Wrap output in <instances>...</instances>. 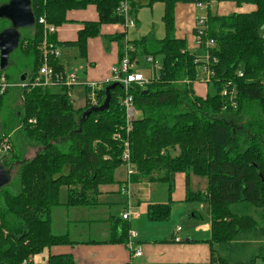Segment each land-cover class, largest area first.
<instances>
[{
	"label": "trees",
	"instance_id": "obj_1",
	"mask_svg": "<svg viewBox=\"0 0 264 264\" xmlns=\"http://www.w3.org/2000/svg\"><path fill=\"white\" fill-rule=\"evenodd\" d=\"M31 1L36 25L31 36L21 37L18 47L27 61V70L13 82L0 70V78L3 76L11 85L3 92L0 90V108L11 89L18 88L22 111L11 133H21L41 151L32 160L16 162L14 155L8 157L15 152L8 136L0 138L7 139L13 150L0 158L4 168L10 172L15 162L20 164L16 191L0 190V264H34L32 258L45 249L74 244L67 234H54L53 215L62 206L99 205L100 188L116 184V171L127 165L122 159L123 143L114 139L119 134L129 142L130 163L135 170L133 183L167 186L168 202L147 204L150 222L169 220L175 175L184 173L186 201L210 205V264L264 261L259 253L246 262L230 261L214 249V245H220L230 253L243 237H255L261 230L253 216L245 211L233 212V208L264 211V0H243L256 7L250 13L228 16L208 13L204 40L215 42L209 52L216 63H210L214 75L204 86V96L197 95L194 86L202 78L205 62L188 49L186 40L175 37V11L180 4L209 5L212 0H147L146 5L129 0L135 20L139 8L158 2L165 5L164 38L150 35L130 43L131 61L137 68L153 72L149 84L131 88L135 110L141 116H136L130 131L121 105L124 87L111 91L107 112H93L84 118V112L92 107L89 87L85 107L75 109L68 97L69 88L63 82L54 88L35 85L46 50L41 18L58 28L70 22V12L94 7L98 20L84 23L73 43L81 57H85L89 40L102 36L103 27L124 25V18L118 13L123 0ZM7 28L9 24L0 27V32ZM197 33L194 29L195 37ZM47 36L48 41L56 44L55 34ZM107 41L122 44L121 60L126 51L124 36H113ZM202 51L205 53L203 48ZM149 57L160 62V71L152 69L147 62ZM49 58L48 65L56 74L67 73L58 59ZM239 71L243 77L238 76ZM23 75H27L25 82L21 81ZM108 84L96 90L98 106L106 98L104 87ZM225 89L236 92V109L222 95ZM252 105L259 110H250ZM191 175L207 178L208 189L204 194L191 191ZM63 187L68 189L66 203L60 202ZM121 228L113 233L110 243H127L129 230ZM48 264H75V261L71 255L50 256Z\"/></svg>",
	"mask_w": 264,
	"mask_h": 264
},
{
	"label": "crops",
	"instance_id": "obj_2",
	"mask_svg": "<svg viewBox=\"0 0 264 264\" xmlns=\"http://www.w3.org/2000/svg\"><path fill=\"white\" fill-rule=\"evenodd\" d=\"M137 1L143 5L147 4V0ZM255 9L256 7L253 4L246 3L243 0H212L206 10H200L196 4H180L175 11V37L186 40L188 49L194 53L195 50H198L194 34L198 17L208 15L209 12L219 16H228L234 13H250L255 11ZM69 19L70 22L68 24L58 27L54 33L60 53L58 63L64 68L65 72L75 73L78 78L77 85H80V83L86 84V90L91 84H94L96 88L97 85L102 87L104 83H108L110 80L112 68L119 62L120 53L122 52V44L107 40L113 36L123 35V46L126 49L130 47V41L127 40L128 30L124 25L103 27L102 38L98 37L89 40L86 56L81 57L79 49L73 43L78 40V34L84 29V23L97 21L98 14L94 7H89L86 10L70 12ZM107 50L109 51L107 52ZM83 62L94 64L95 68L82 71V67L78 68L77 66L83 64ZM95 65H102V70L97 72ZM81 72L85 73V77L80 76ZM126 179L117 182L119 184L117 190H113V187L102 186L100 188L101 194L98 198L99 205L96 207H60L59 220H61L60 224L63 231L69 236L70 232H73L74 235H82V237L74 238L70 236L71 241L74 242L73 245L45 249L43 253L32 258L34 264H48L50 256L61 255L73 256L75 264H210L212 255V245L209 242L211 232L208 234V238L205 237L206 235L198 238L193 237L192 231L187 233L188 230L185 231L181 227H179L181 230L178 231V222L174 219L171 221V227L167 233L161 236L156 234L153 236L148 232L152 230L159 231V229L151 225V223L156 222H150L147 219V204L149 202H168L167 186L146 182L134 184L132 204L133 208L138 212V218L136 220L134 218L131 221L122 219L127 199L120 194L119 190ZM192 184L193 179L190 176V189L193 192ZM144 185L148 189L144 195H141L143 199H140V193ZM187 191L186 174H176L174 190L171 196L172 207L174 204H184L186 207L183 208L182 213L185 214H188V211L192 209L189 206V202L186 201ZM197 211L199 213L202 212L199 208ZM55 213L53 220L57 218ZM199 213L195 214L192 212V217L201 218ZM121 227L137 232L136 248L142 249L143 255L141 257L134 256L125 243H110L113 233L117 229L120 232ZM146 231L148 235L145 234ZM91 235L100 237L87 238L91 237ZM175 236L179 237V243L175 242ZM197 239L199 242H197ZM216 252L220 254L219 251L216 250ZM220 255L222 256V254ZM258 262L264 261L259 259L256 264Z\"/></svg>",
	"mask_w": 264,
	"mask_h": 264
},
{
	"label": "rangeland",
	"instance_id": "obj_3",
	"mask_svg": "<svg viewBox=\"0 0 264 264\" xmlns=\"http://www.w3.org/2000/svg\"><path fill=\"white\" fill-rule=\"evenodd\" d=\"M8 2V0H0V5H4ZM165 14V5L163 3H155L152 7L144 6L139 8L137 12V20H136V26L134 28H129L127 40L130 41V43L140 40L142 38L148 37V36H155L156 38H164L165 31H164V23H163V17ZM7 23L10 25V23L7 21ZM5 22V20L0 19V27L8 26ZM32 35V29H22L21 30V37H29ZM101 37V36H100ZM102 38V37H101ZM109 50H107L108 52ZM197 55L202 56L204 52L202 50H195ZM27 61L24 59L20 49H16L9 58V65L7 68L2 70L3 76H7L11 82L16 81L24 71L27 70ZM94 64H89L88 62H83V64H80L79 67H82V71H88L89 69L95 68L93 66ZM96 66V65H95ZM102 65H97L96 70L101 71ZM139 72H141L147 79L152 77V71L148 69H142L137 68ZM82 74L80 76L85 77V73L81 72ZM97 85V84H96ZM101 85H97V90L100 89ZM195 91L197 95L204 96L205 95V87L201 85L200 83L196 84L194 86ZM18 88L11 89V91L4 97L2 106L0 108V138H2L4 135L8 136L9 141L14 146V153L9 154V158L14 155V160L17 161H27L32 160L35 158V156L41 151H39L38 147L33 146L28 140L24 138V136L19 132H12L11 130L13 128L17 127V122L19 120L18 115L22 111L21 102L18 95ZM72 100L73 105L75 109H80L85 106L86 103V84L80 83V85H75V87L72 89ZM250 110L253 112L258 111L257 105H252L250 107ZM141 114L138 112L137 117L140 118ZM248 118V116H247ZM246 118V121L248 120ZM8 132H10V135H6ZM3 135V136H2ZM14 163L13 167L10 168V175H11V181L10 183L5 186L2 190V192H10L14 193L16 191V185L18 183V169H19V162L16 164ZM16 164V165H15ZM127 175V167L121 166L115 173V181L116 184H113L108 187H113V190H117L119 187V184L117 182L124 181L126 179ZM193 179V192L194 193H205L208 189V180L204 177H198L195 175H191ZM148 187L142 186V190L140 193V199H143V196L147 192ZM68 197V189L66 187L61 188L60 191V202L64 203L67 201ZM119 198H121L118 195ZM189 206L191 211L189 210L188 214L182 213L183 208L186 207L184 204H174L172 207V212L169 220L166 222H159V223H151L152 227H156L159 229V231H148L151 235H163L167 233V231L171 227V221L174 219L178 222V227H181L187 233L193 232V237H201L202 235H206L205 237L208 238L211 232V225H210V205L207 202L201 201V202H193L189 203ZM204 207V208H203ZM201 209V213L197 211ZM239 211H245L247 214L253 216L259 223V228L261 229L260 232L255 234V237L253 235H246V237H243L241 240H239V244L234 246L230 253L229 250L225 247H222L220 245H214V248L222 254L223 257L228 258L230 261L235 260L238 262H246L251 257H254L258 255H262L264 257V211L262 210H256L253 208H247L244 207L241 208H233V212H239ZM193 213H199V217L202 218H193ZM133 213L138 218V212L136 209L133 210ZM55 215H57L56 219L53 220V232L57 235H63L66 234L65 231H63L61 226V220L59 209L56 211ZM148 219V216H147ZM210 227V229L207 230V228ZM148 232L146 231L145 234L148 235ZM185 234V233H184ZM69 236V235H68ZM71 237H82V235H74L73 232H70ZM69 236V238H70ZM100 237L96 235H91V237L87 238H95ZM246 239V240H245ZM186 240V239H185ZM198 240V239H197ZM206 241V240H205ZM199 242V240L197 241ZM263 249V250H262ZM224 254V255H223ZM257 264H264V262H258Z\"/></svg>",
	"mask_w": 264,
	"mask_h": 264
},
{
	"label": "built area",
	"instance_id": "obj_4",
	"mask_svg": "<svg viewBox=\"0 0 264 264\" xmlns=\"http://www.w3.org/2000/svg\"><path fill=\"white\" fill-rule=\"evenodd\" d=\"M197 7L200 10H206L208 7V4H202V3H196ZM118 13L120 16L124 18V27L126 29L134 28L136 26V20L132 18L131 16V6L129 0H123L119 9ZM207 15H202L198 17L195 29L197 30L196 35V46L199 50L205 51V53L201 57L200 61H204L205 65L202 66L201 72H202V78L200 81H198L200 84H204L203 86H206L209 84L212 80V76L214 75L212 68L210 66V63H216V59H211L210 57V50L214 48L215 42L213 40H204V37L206 36V30H207ZM39 23L43 24L45 27V52H44V65L41 68V70L38 73V76L36 77L35 85L42 86V87H56L57 83L63 82L67 88H69L68 97L72 100V89L75 85H77V75L75 73H65L64 75L56 74L51 66L48 65V61L50 60L49 56L54 57L55 59H58L59 57V49L56 48V44L51 43L48 41V36L54 34L56 32V27L48 25L45 18H41ZM125 55L124 57L112 68L111 71V78L108 81V83H114L119 82L124 87V98L121 100V105L124 107L125 110V117H126V125H127V131L131 130V125L133 121L136 119L137 111L135 110L134 106V100L133 97L130 95L131 88L133 85L138 86H145L150 83L151 78L147 79L141 72L138 71L136 63L131 61L130 57V51L132 50L131 47H127L125 49ZM147 62L152 66V69L156 71L161 70V64L158 60H154V58L149 57L147 59ZM201 68V67H200ZM153 74V72H152ZM239 77H243V72H238ZM11 87V85H8L6 82V79L2 76L0 78V90L3 92L5 89ZM89 88L91 89V93L89 95L90 104L92 107L98 106V100H97V89L94 84L89 85ZM222 95L229 98V106H232L233 109H236L238 107L237 104V94L234 90L229 92L227 89L223 90ZM227 108V106L225 107ZM114 139H117L123 143L124 151L122 154L123 161L127 164V179L124 182V184L120 187V194L126 197L127 204L124 213L122 214V219L125 221H131L132 219L136 218V215L133 213V176L135 175V170L132 164L130 163V148H129V142L124 141L123 138L119 135H115ZM12 145L7 140L4 139L3 141L0 140V158L2 159L4 156L11 153ZM178 231L181 229L178 228ZM136 238H137V232L135 230H130L128 233V241L126 243V246L128 249L133 253L136 257H141L143 255L141 248H136ZM175 242H180L179 237L175 236L174 238Z\"/></svg>",
	"mask_w": 264,
	"mask_h": 264
},
{
	"label": "water",
	"instance_id": "obj_5",
	"mask_svg": "<svg viewBox=\"0 0 264 264\" xmlns=\"http://www.w3.org/2000/svg\"><path fill=\"white\" fill-rule=\"evenodd\" d=\"M0 19L10 23V28L0 32V70H4L9 65L10 55L18 49L21 42V30L32 29L36 25V19L32 10L31 0H8L0 6ZM27 75L21 77L25 82ZM116 88H123L119 82H114L104 87L106 98L104 102L91 107L84 112V118H88L93 112H107L110 106L111 91ZM11 181L10 172L7 171L0 159V190L7 186Z\"/></svg>",
	"mask_w": 264,
	"mask_h": 264
}]
</instances>
